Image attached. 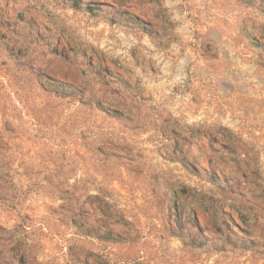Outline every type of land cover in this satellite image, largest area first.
Segmentation results:
<instances>
[{
	"label": "rangeland",
	"instance_id": "374dc122",
	"mask_svg": "<svg viewBox=\"0 0 264 264\" xmlns=\"http://www.w3.org/2000/svg\"><path fill=\"white\" fill-rule=\"evenodd\" d=\"M84 2L58 1L42 31L87 71L69 96L23 58L33 20L0 6V264H264V0ZM220 157L249 172V197L215 174ZM168 159L196 173L221 233L177 222ZM233 194L237 221L223 209Z\"/></svg>",
	"mask_w": 264,
	"mask_h": 264
},
{
	"label": "crops",
	"instance_id": "0c3cea01",
	"mask_svg": "<svg viewBox=\"0 0 264 264\" xmlns=\"http://www.w3.org/2000/svg\"><path fill=\"white\" fill-rule=\"evenodd\" d=\"M58 1L60 4H63L64 8L66 9H71V4H73V0H0V6L6 5L10 8L11 19L14 18L12 12L14 10L18 11L21 9V16L24 17L23 20L30 21V19H32V22L35 23L34 28H38L40 31L39 37H37L33 43H29L30 46L26 52L27 55L23 58L29 60L32 57L31 62L34 68L38 70H46L47 74H44V79H55L59 82L70 84L81 90L88 77L86 75L87 71L82 70L77 58H62L50 52L49 50H46V47L44 46L45 39H43L42 31L43 28H52V21H54L56 18L55 13L58 11V7H56ZM84 1L86 4H94V6H99L101 2L106 0ZM241 1L244 3V0ZM86 4L84 5L86 6ZM94 8L96 7H93L92 9ZM21 25L25 31H28V23L23 22ZM112 67L115 71V75L119 78L122 79L126 76V73L122 69L116 67L113 64ZM69 95H72V93H69L68 95L63 94V96ZM141 95V93H136L134 94L133 98L130 99H134L135 101L139 102L141 100ZM115 100H117L120 109L128 105V102L125 101L128 100L126 98L124 99L121 97H115ZM134 113H136L137 117L141 116L143 118L146 117L148 119H152L153 121L156 120L152 111H150L148 107H140V109H136ZM156 121H158L156 126L162 130H165L167 120H164L162 117H160ZM148 145L154 147V143L152 142L148 143ZM213 162L215 163L213 165V169L216 175H222L228 180V183L239 181L240 190L244 192V195L249 197L252 194V192L248 191L249 183L244 184L242 180L244 176L246 177V180H248L249 172L244 170L239 162L233 161L228 157H220L216 160H213ZM166 167L169 171L165 172L164 175L167 177V181H172L168 182L167 185L174 188L173 191L176 192L174 194L179 199L182 208V212H180L182 214V221H179L178 219L177 222L180 224L183 223L189 227L192 234L196 233V231H199L200 229L204 230L203 233L207 236L221 233L224 230V228L221 227L223 219H221L217 213L218 208L209 204L200 203V199L198 198L197 193H195V185L197 184L196 173L194 171L188 170L189 167L187 166L186 168V166H184L180 161H170L168 159L166 161ZM212 184L215 185L216 183L212 182ZM181 186H186L187 190H189V193H181L176 191V187ZM233 191L237 192L236 189ZM218 195L219 192L216 196ZM237 197H240V195L233 194V202L228 201L223 205L224 211H227L226 215L230 216L234 221H237L238 212L242 211L239 205L240 200H238ZM253 228L255 229L254 233H257V226ZM231 246L232 245H230V247ZM203 247L207 248L209 251L213 250L207 242Z\"/></svg>",
	"mask_w": 264,
	"mask_h": 264
},
{
	"label": "trees",
	"instance_id": "16d2710c",
	"mask_svg": "<svg viewBox=\"0 0 264 264\" xmlns=\"http://www.w3.org/2000/svg\"><path fill=\"white\" fill-rule=\"evenodd\" d=\"M85 7L88 8V9H92L94 7V4H86ZM47 83L49 84V86H52L53 89H55V90L58 87H60V86H65V87L70 88L72 90H76L77 89V88H75L74 86H72L70 84L62 83V82H59L58 80H55V79H47Z\"/></svg>",
	"mask_w": 264,
	"mask_h": 264
},
{
	"label": "built area",
	"instance_id": "2783aa9c",
	"mask_svg": "<svg viewBox=\"0 0 264 264\" xmlns=\"http://www.w3.org/2000/svg\"><path fill=\"white\" fill-rule=\"evenodd\" d=\"M56 91H58L59 93H62V94H69V93H68L69 89H67V88H65V87H63V86L58 87V88L56 89ZM182 229H183V232H184L185 234H187V229H186V228H182Z\"/></svg>",
	"mask_w": 264,
	"mask_h": 264
}]
</instances>
